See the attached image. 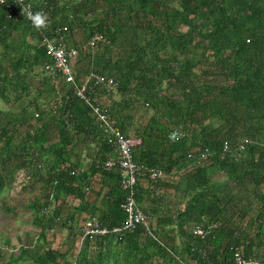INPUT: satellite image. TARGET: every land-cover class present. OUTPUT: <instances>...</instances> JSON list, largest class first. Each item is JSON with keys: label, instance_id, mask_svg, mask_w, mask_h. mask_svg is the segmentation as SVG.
<instances>
[{"label": "trees", "instance_id": "trees-1", "mask_svg": "<svg viewBox=\"0 0 264 264\" xmlns=\"http://www.w3.org/2000/svg\"><path fill=\"white\" fill-rule=\"evenodd\" d=\"M28 1L70 46L104 37L80 50L75 81L92 76L93 103L141 139L134 162L164 177L134 185L148 229L112 231L126 217L119 170L104 167L116 147L73 85L46 74L27 16L0 4V199L17 174L28 193L0 210L29 211L37 229L0 264H219L236 248L264 264V0ZM88 220L109 231L83 235Z\"/></svg>", "mask_w": 264, "mask_h": 264}, {"label": "built area", "instance_id": "built-area-1", "mask_svg": "<svg viewBox=\"0 0 264 264\" xmlns=\"http://www.w3.org/2000/svg\"><path fill=\"white\" fill-rule=\"evenodd\" d=\"M9 7V15L16 10H21L19 0H5L3 3ZM23 6H30V10L35 13L36 11L45 10L39 9L34 10L28 0H24ZM31 23V21H30ZM32 25V23H31ZM33 27V25H32ZM38 31V30H37ZM67 32L66 25H58L53 30L52 34H46L43 30L39 31L41 36V43L45 47V50L50 58V61L44 65V70L47 75L55 78L61 77L68 83L73 85L74 93L80 98L84 99L91 108L92 113L95 118L100 122V126L103 128L106 134L108 142L113 144L116 148V157H110L104 161L105 168H111L116 166L119 170L120 177V187L126 191V195L121 203V208L126 213L125 219L119 224L111 228L114 232H121L123 229H133L140 225L148 229L149 218L147 214L136 205L134 199V185L137 182L139 176L147 175L151 179H158L164 177L161 170L145 167L142 164H137L133 160L132 148L139 145L141 139L136 136H124L121 128L111 122L105 113H103L97 105L93 103V97L91 92L92 76H87L83 82L77 84L74 77L73 63L77 60L80 50L77 47L70 46L66 44L65 33ZM104 42V37L99 34H93L88 40L82 45L83 49L93 50L96 49L98 45ZM97 85H105L111 88L114 85V81L111 78H106L104 76H96ZM183 135L182 130L179 128H174L170 134L169 139L175 140ZM226 148V145L224 146ZM202 155L201 157H203ZM83 235L86 234H104L109 231V228L100 224L97 221H85L83 224ZM194 232L201 235L207 233L200 227L194 228ZM83 237H81L79 243ZM232 261L221 262L219 264H261L258 260L251 257L243 256L240 248H236L232 254ZM209 264V263H205Z\"/></svg>", "mask_w": 264, "mask_h": 264}, {"label": "rangeland", "instance_id": "rangeland-1", "mask_svg": "<svg viewBox=\"0 0 264 264\" xmlns=\"http://www.w3.org/2000/svg\"><path fill=\"white\" fill-rule=\"evenodd\" d=\"M79 39H83L82 33H79ZM88 49H83L81 52H86ZM96 51V49H95ZM22 174H17L16 183L13 188L4 191L0 203L5 205H14L16 203H22L27 200L28 193L20 194L19 187L22 184ZM17 215L6 213L0 210V251L2 252L12 250L18 251V246L26 242L27 235L34 236L36 228L29 223L30 214L29 211L23 210L20 207L16 209ZM60 231H57L56 237L60 240ZM50 237V236H49ZM3 239H9V244L3 243ZM21 263V262H19Z\"/></svg>", "mask_w": 264, "mask_h": 264}, {"label": "clouds", "instance_id": "clouds-1", "mask_svg": "<svg viewBox=\"0 0 264 264\" xmlns=\"http://www.w3.org/2000/svg\"><path fill=\"white\" fill-rule=\"evenodd\" d=\"M4 2L5 0H0V4H3ZM19 2L22 14L27 16L28 20L31 21L36 30H47L50 27V22L46 13L43 11H36L33 13L30 10V6H23L24 0H19Z\"/></svg>", "mask_w": 264, "mask_h": 264}, {"label": "crops", "instance_id": "crops-1", "mask_svg": "<svg viewBox=\"0 0 264 264\" xmlns=\"http://www.w3.org/2000/svg\"><path fill=\"white\" fill-rule=\"evenodd\" d=\"M60 1V3H59V5H61L62 3H65V4H68V2H69V0H59ZM79 33H78V31H75V36H77ZM76 42V39H73V37L71 38H67L66 39V44L67 45H72V44H74ZM99 182H101V179H99ZM140 182H141V184L145 187V185L147 184V182H146V179H144V178H141L140 179ZM101 184V183H100ZM93 197H91V199H92Z\"/></svg>", "mask_w": 264, "mask_h": 264}]
</instances>
